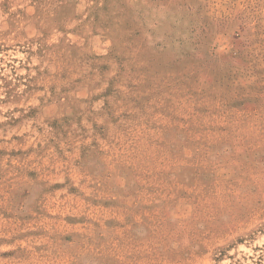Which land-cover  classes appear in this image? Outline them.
<instances>
[{"label": "rangeland", "instance_id": "374dc122", "mask_svg": "<svg viewBox=\"0 0 264 264\" xmlns=\"http://www.w3.org/2000/svg\"><path fill=\"white\" fill-rule=\"evenodd\" d=\"M0 264H264V0H0Z\"/></svg>", "mask_w": 264, "mask_h": 264}]
</instances>
